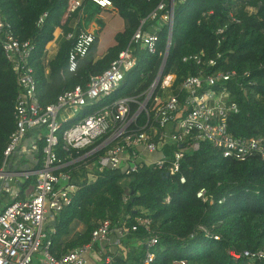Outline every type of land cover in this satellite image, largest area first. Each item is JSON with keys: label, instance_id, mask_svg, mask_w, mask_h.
Listing matches in <instances>:
<instances>
[{"label": "trees", "instance_id": "16d2710c", "mask_svg": "<svg viewBox=\"0 0 264 264\" xmlns=\"http://www.w3.org/2000/svg\"><path fill=\"white\" fill-rule=\"evenodd\" d=\"M67 2L0 0L2 19L10 25L15 37L22 42L29 40L34 45L30 63L35 71L37 96L44 106L56 102L65 90L86 86L92 75L106 70L119 51L128 45L140 20L146 18L160 0H112L124 19V28L117 32L114 44L102 55H98L99 38L96 35L74 72L68 70V53L80 26L77 23L74 27L72 20L78 18L83 8L64 19ZM87 2L85 0L84 5ZM231 11L238 22H229ZM41 17L43 21L39 23ZM226 24L225 33L218 34L217 30ZM58 27L62 29V36L46 73L45 49L54 40ZM70 33L74 37L68 38ZM157 33L160 40L156 53L139 51L137 65L126 75L120 88L102 99L100 105L129 96L144 100L167 50V26L162 25ZM201 52L204 53L201 65L183 59ZM211 58L217 60L216 65H208ZM201 70L205 74L236 72L229 81L216 86L217 90L225 87L229 100L238 106V111L229 115V132L238 138H264V0H186L176 3L171 45L162 75H175L171 89L178 92L186 76L197 75ZM19 92L12 64L7 60L0 40V165L16 130L14 109ZM160 92L158 88L155 95ZM154 104L152 98L148 103L151 116L155 113ZM137 107L133 104L132 112ZM146 119L143 112L137 125H144ZM69 126L65 124L62 129ZM39 130L46 132L44 127ZM37 131L31 130L29 137L33 139ZM107 136L78 153L58 147L57 154L70 161ZM45 144V139L39 140V167L42 166ZM178 148L177 144H167L164 147L166 157ZM102 152L64 168L71 172L77 189L71 194L70 203L47 225L51 228L50 249L54 255L60 256L89 243L99 223L109 220L113 231L123 228L125 233L113 232L118 240L113 250L109 246L101 249L98 242L94 243L96 250H103L98 264H108L104 261L108 254L112 256L109 264H144L148 250L155 254L150 264H176L182 260L187 264H264V258L251 260L244 256L234 258L230 254L231 250L264 249V159L259 155L237 160L224 156L209 142L201 141L198 150L183 153L180 172L165 177L164 168L156 164H143L130 174L120 168L100 171L95 165L90 169L85 167L86 163L95 162ZM18 159L15 156V160ZM27 162L29 158L22 157L18 166ZM181 175L185 182L180 181ZM34 183L33 178L26 181L21 195L25 196ZM201 188L206 189L213 202L197 197ZM3 199L0 198V206ZM134 225H137L136 230L132 229ZM153 236H157V242L148 247V240Z\"/></svg>", "mask_w": 264, "mask_h": 264}, {"label": "built area", "instance_id": "2783aa9c", "mask_svg": "<svg viewBox=\"0 0 264 264\" xmlns=\"http://www.w3.org/2000/svg\"><path fill=\"white\" fill-rule=\"evenodd\" d=\"M95 3L101 9H115L112 0H86ZM186 0H160L156 8L140 23L134 31L128 45L119 51L109 67L100 74L90 77L86 86L78 85L61 93L56 102L42 105L37 96L35 71L30 63L34 53L31 41H20L15 37L12 28L2 19L0 13V40L7 60L12 64L20 92L17 96L14 116L16 130L12 134L0 165V198H9L1 205L0 210V264H98L101 252L96 250L98 242L103 249V242L116 232L123 235V228L111 229V222L104 220L92 232V240L80 247L56 256L50 249L51 223L55 215L71 201V194L77 186L72 174L64 168L74 162L85 160L95 153H100L91 164L102 171L105 169H123L126 174L137 171L143 164H156L163 167L169 175L180 172L181 159L186 151H196L201 141L209 142L222 151L226 157L243 160L253 154L264 159V138L234 137L228 129L229 115L238 111L235 102L229 100V92L225 87L216 89L218 83L229 81L235 71L216 74H205L203 70L197 75L186 76L179 85V91L171 89L175 75H162L164 66L146 92L143 101L139 96L121 97L112 104L100 105L101 100L120 88L126 75L137 65L139 51L150 54L158 50L159 35L157 30L166 25L169 36L173 30L176 3ZM239 1V0H238ZM85 0H68L65 18L72 16L83 8ZM252 11V7H247ZM229 22H238L234 12H230ZM43 17L39 23H42ZM150 25H148L149 22ZM148 22V23H147ZM228 25L220 27L218 34H224ZM73 34H68V38ZM74 37V36H73ZM96 34L89 30H80L75 36L73 46L68 53V70H77L80 60L86 56ZM220 43V40L219 42ZM171 45V40H170ZM47 46L45 49L46 73L49 72ZM204 53L189 55L196 64H203ZM220 56V55H218ZM164 60V59H163ZM216 59L208 60V65H216ZM163 64V62H162ZM160 93L156 94V90ZM170 89L165 98L164 90ZM183 93V96L181 95ZM154 98L151 116L148 103ZM138 105L132 112V105ZM146 113V123L137 125L139 115ZM65 124L69 127L62 129ZM44 127V133L40 128ZM38 130L31 139L29 132ZM62 133V141L60 140ZM108 136L98 145L75 159L65 161L57 154V148L71 153L86 149L103 137ZM45 139L42 148L43 162L39 163V140ZM179 145L170 157H166L164 147L168 144ZM160 152L161 158L147 162L142 158V151ZM28 157L29 162L18 166V160ZM86 163L85 167H88ZM35 179L32 190L22 196L23 184ZM185 182V177L180 176ZM197 197L203 201L213 202L207 196L206 189L201 188ZM137 229V225L132 227ZM157 242V236L148 240L150 247ZM117 243V242H116ZM234 258L241 256L251 260L263 259L264 249L231 250ZM155 258L154 252L148 250L143 261L150 264ZM111 263L112 256L106 255L104 260ZM176 264H187L179 261Z\"/></svg>", "mask_w": 264, "mask_h": 264}, {"label": "rangeland", "instance_id": "374dc122", "mask_svg": "<svg viewBox=\"0 0 264 264\" xmlns=\"http://www.w3.org/2000/svg\"><path fill=\"white\" fill-rule=\"evenodd\" d=\"M77 18L72 20V23H76ZM80 27L83 29L86 28H93L94 32L99 38V47H98V55H102L106 52L109 46L113 45L115 42V35L117 32L121 31L124 28V19L123 17L117 12V9L110 10V9H100L96 4L92 2H87L83 9L81 10L78 16V22ZM76 23V24H77ZM49 44V43H48ZM157 91V90H156ZM164 96L161 99L165 98L168 94L170 89L164 90ZM151 161H156L157 159L161 158V153L158 157H150L147 156ZM91 164H88V167L91 168ZM30 190L33 188L30 187ZM9 198H6L2 201V204L6 203ZM1 204V205H2ZM81 229V226L78 227ZM111 241L116 240L117 235L112 233L110 235ZM105 245V244H104Z\"/></svg>", "mask_w": 264, "mask_h": 264}, {"label": "crops", "instance_id": "0c3cea01", "mask_svg": "<svg viewBox=\"0 0 264 264\" xmlns=\"http://www.w3.org/2000/svg\"><path fill=\"white\" fill-rule=\"evenodd\" d=\"M86 4V3H85ZM95 4V3H94ZM85 6V5H84ZM101 9V8H100ZM105 10V9H104ZM110 10H114V9H110ZM67 18V17H66ZM64 19H65V15H64ZM78 22V18H77V21L76 23ZM76 23L73 24V26L75 27L76 26ZM80 26V25H79ZM83 28L80 27V30H82ZM83 30H89V31H93L94 29L93 28H86V29H83ZM94 32V31H93ZM95 33V32H94ZM55 37H54V40L51 41L48 45H47V54H48V57H53L57 50H58V42H59V39L61 38L62 36V29L60 27H58L56 30H55ZM96 34V33H95ZM160 154V152H148L146 150H143L142 151V158L147 161V162H153L151 161L147 156H150V157H158ZM5 198L2 200L4 201ZM0 210H1V206H0ZM116 242H118L117 238L116 240L114 241H111V238L109 236V238L107 240H105L103 242V246H109L110 249H114V245L116 244ZM105 244V245H104ZM118 244V243H117Z\"/></svg>", "mask_w": 264, "mask_h": 264}, {"label": "water", "instance_id": "95a60500", "mask_svg": "<svg viewBox=\"0 0 264 264\" xmlns=\"http://www.w3.org/2000/svg\"><path fill=\"white\" fill-rule=\"evenodd\" d=\"M171 38H172V32L170 33V36H169V43H168L167 50H166V53H165V56H164V60H163V64H162V68H163V66H164L165 63H166V59H167L168 52H169V48H170V40H171ZM162 68H161V69H162ZM164 176H165V177H168V176H169V173H168V172H165V173H164Z\"/></svg>", "mask_w": 264, "mask_h": 264}]
</instances>
